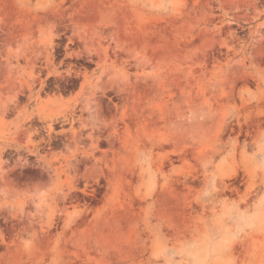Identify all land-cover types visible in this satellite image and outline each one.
<instances>
[{
  "label": "rangeland",
  "instance_id": "1",
  "mask_svg": "<svg viewBox=\"0 0 264 264\" xmlns=\"http://www.w3.org/2000/svg\"><path fill=\"white\" fill-rule=\"evenodd\" d=\"M264 264V0H0V264Z\"/></svg>",
  "mask_w": 264,
  "mask_h": 264
},
{
  "label": "clouds",
  "instance_id": "2",
  "mask_svg": "<svg viewBox=\"0 0 264 264\" xmlns=\"http://www.w3.org/2000/svg\"><path fill=\"white\" fill-rule=\"evenodd\" d=\"M209 264H210V262H209Z\"/></svg>",
  "mask_w": 264,
  "mask_h": 264
}]
</instances>
